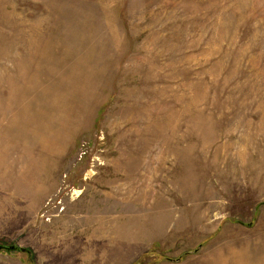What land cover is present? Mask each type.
Returning <instances> with one entry per match:
<instances>
[{"label":"rangeland","instance_id":"374dc122","mask_svg":"<svg viewBox=\"0 0 264 264\" xmlns=\"http://www.w3.org/2000/svg\"><path fill=\"white\" fill-rule=\"evenodd\" d=\"M0 243L264 264V0H0Z\"/></svg>","mask_w":264,"mask_h":264},{"label":"water","instance_id":"95a60500","mask_svg":"<svg viewBox=\"0 0 264 264\" xmlns=\"http://www.w3.org/2000/svg\"><path fill=\"white\" fill-rule=\"evenodd\" d=\"M2 250H6V251H26L25 248H20L18 246H15V245H7V244H3V243H0V251Z\"/></svg>","mask_w":264,"mask_h":264},{"label":"bare ground","instance_id":"6f19581e","mask_svg":"<svg viewBox=\"0 0 264 264\" xmlns=\"http://www.w3.org/2000/svg\"><path fill=\"white\" fill-rule=\"evenodd\" d=\"M122 185V184H121ZM117 187V186H116ZM123 189V188H122ZM132 189V188H131ZM105 199V198H104ZM113 209V208H112Z\"/></svg>","mask_w":264,"mask_h":264}]
</instances>
